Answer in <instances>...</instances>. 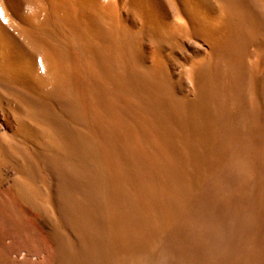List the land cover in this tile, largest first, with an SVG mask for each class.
I'll use <instances>...</instances> for the list:
<instances>
[{
    "label": "bare ground",
    "instance_id": "6f19581e",
    "mask_svg": "<svg viewBox=\"0 0 264 264\" xmlns=\"http://www.w3.org/2000/svg\"><path fill=\"white\" fill-rule=\"evenodd\" d=\"M195 1L0 0L18 123L0 138V264H264V110L242 63L264 52V1L214 0V17ZM118 3L156 46L196 33L206 54L177 79L144 64Z\"/></svg>",
    "mask_w": 264,
    "mask_h": 264
},
{
    "label": "rangeland",
    "instance_id": "374dc122",
    "mask_svg": "<svg viewBox=\"0 0 264 264\" xmlns=\"http://www.w3.org/2000/svg\"><path fill=\"white\" fill-rule=\"evenodd\" d=\"M179 1L186 2V0H179ZM8 2L9 4L8 5L5 4V5L10 10H13L16 8L18 12V10L20 11V9H22V6H23L22 0H6L5 3H8ZM195 2H196L195 0L194 2H191L190 6L197 8L198 4ZM215 3L216 2H214V0H207L208 6L206 7L201 6L199 9L201 12H203V14H207V16L214 17L221 11V9L218 8V6ZM119 4L120 3H118V14L119 16L121 15L119 17L121 23L124 26H126L130 31H132L135 35H137L138 38H140L136 46H137V49L139 50V54H141L140 56L144 64L148 66H152L155 63L163 64L168 74L170 73L169 75L172 78L177 79L180 75V71L182 70L183 66L185 65L187 66L189 63L194 62V61L197 62L198 59H200L202 56H204V54H206L207 49L210 46V40L196 33L191 34L189 37L180 38L179 39L180 42H178L177 46L175 45L174 47L169 46V45H163V44L162 45L157 44L156 46V43L155 42L153 43V41L149 40V38L146 37L145 35V27H143L144 26L143 19L140 18L138 14L132 8L129 9L130 7L129 4H127L128 6L122 5V4L119 5ZM123 6H124V9L121 8ZM16 10H13V11H16ZM164 11L165 10L162 8L160 15L156 12H152L151 15L155 16L158 14L160 17L161 23L164 26L166 27L170 26L169 28L174 27V22L172 21L171 16L166 11L165 12ZM1 22H2V18H0V25L2 24ZM179 45H180V48H179ZM5 47H7L6 44L2 40H0V60H1L0 68L2 69L5 66L11 67L12 61L14 59V58L12 59V56L10 55L11 54L10 50L8 51L9 53L8 52L6 53V51L4 52V50H7V48ZM1 48L4 50H2ZM256 48H257V45L255 46V43H251L247 46L245 55L243 56V59H242V63H243L244 68L248 72L256 74L255 75L257 77L256 80L259 79L257 80V82H259L257 83V86L259 85L258 87L259 95L257 98L258 100L256 102V107L260 108L261 110H264V92H263L264 91V52L258 53L255 50ZM2 52L8 55H4ZM1 56H3L4 58H2ZM6 56L7 58H10V60L9 59L7 60ZM31 73L29 77L33 80L34 76H33V73L32 74ZM16 78L19 81L18 83L24 82V80L20 82L22 78L20 77L19 79L18 77ZM260 90H262V92ZM181 91L182 92H180V94L187 93L186 88L184 87L181 89ZM263 120L264 119L262 117V121ZM15 128H18V123L11 113L10 101L6 96L0 95V138L2 140H5V134L9 135V133H12V134L15 133L17 131L15 130ZM13 130L15 131L12 132ZM1 134L4 135V138H2L3 135ZM9 179H10V176L8 173H4L0 176V191L7 187Z\"/></svg>",
    "mask_w": 264,
    "mask_h": 264
}]
</instances>
